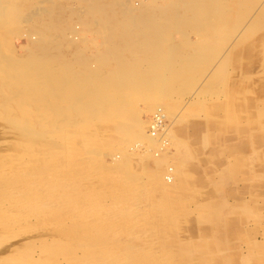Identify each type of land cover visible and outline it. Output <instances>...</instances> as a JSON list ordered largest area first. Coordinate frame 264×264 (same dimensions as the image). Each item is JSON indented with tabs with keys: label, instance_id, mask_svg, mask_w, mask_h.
Returning a JSON list of instances; mask_svg holds the SVG:
<instances>
[{
	"label": "rangeland",
	"instance_id": "obj_1",
	"mask_svg": "<svg viewBox=\"0 0 264 264\" xmlns=\"http://www.w3.org/2000/svg\"><path fill=\"white\" fill-rule=\"evenodd\" d=\"M91 262L264 264V0H0V264Z\"/></svg>",
	"mask_w": 264,
	"mask_h": 264
},
{
	"label": "bare ground",
	"instance_id": "obj_2",
	"mask_svg": "<svg viewBox=\"0 0 264 264\" xmlns=\"http://www.w3.org/2000/svg\"><path fill=\"white\" fill-rule=\"evenodd\" d=\"M14 8H15V6H14ZM203 9H204V7H203ZM28 16H30V15H28ZM27 19H28V17H27ZM32 38H33V36L29 39V40H32ZM35 38V37H34ZM214 70V69H213ZM203 101V100H202ZM207 101V100H206ZM194 102V101H193ZM208 102V101H207ZM210 102V101H209ZM196 103V102H195ZM190 105H192V104H190ZM194 106H196V105H194ZM195 109H197V107H195ZM202 109V108H201ZM217 109V108H216ZM160 111L162 112V115H163V117L166 119V118H168L169 116H170V114H171V111L169 110V109H167V108H161L160 109ZM155 112V111H154ZM199 112H202V111H199ZM192 113V112H191ZM190 114V113H189ZM197 115V114H196ZM201 115V114H200ZM195 116V115H194ZM199 117V116H198ZM176 122H177V120H176ZM175 122V123H176ZM179 122H180V120H179ZM206 122V121H205ZM179 124V123H178ZM176 125V124H175ZM151 126V124L149 125V127ZM177 126V125H176ZM198 126V125H197ZM205 126V125H204ZM187 126H185L183 129L184 130H187V128H186ZM212 127V126H211ZM139 129H140V127H139ZM178 129V128H177ZM176 129V130H177ZM199 129V128H198ZM201 129V128H200ZM182 130V129H181ZM180 129H179V134H181V133H184V132H182ZM213 130H214V128H213ZM142 131H143V127H142ZM202 131V130H201ZM210 132V131H209ZM218 133V132H217ZM216 133V134H217ZM171 134V133H170ZM197 135V134H196ZM207 135V134H206ZM25 136V135H24ZM23 136V137H24ZM144 136H145V138H147L149 141L151 140L152 141V138H151V134H148V132L147 131H145V133H144ZM172 136V135H171ZM170 136V137H171ZM186 136V135H185ZM161 137V136H160ZM159 137V138H160ZM179 137V136H178ZM178 137H174V139H175V141L176 140H178L179 141V144H180V146H177L178 144H175L177 147H178V149H179V151L181 152H184L185 153V156L187 157H191V154L189 153V151H188V147L189 146H191V145H189L190 144V142H189V144H188V140L186 141L185 139H179ZM206 137H208V135L206 136ZM186 138H188V136H186ZM204 139V137H203V135H202V137H200V139ZM219 139H221L220 137H219ZM172 140V139H171ZM207 140V139H206ZM189 141H190V139H189ZM211 142H212V140H211ZM165 143V142H164ZM177 143V142H176ZM202 143V142H201ZM205 143H206V141H205ZM140 145V144H139ZM136 146H138V145H136ZM200 146V145H199ZM203 146V145H202ZM206 146H207V144H206ZM212 147V146H211ZM200 148V147H199ZM202 148V147H201ZM210 148V147H209ZM208 148V149H209ZM158 151V150H157ZM193 152V151H192ZM153 154V153H152ZM151 154V155H152ZM208 154V153H207ZM150 155V156H151ZM175 155V154H174ZM114 156V155H113ZM112 156V157H113ZM177 156H179V155H177ZM185 156H184V154H181L179 157H177V162H176V166H177V170H179V172L181 171V168H183L184 167V162H185ZM175 158L176 157H174V160H175ZM114 159V158H113ZM187 159V158H186ZM212 159V158H211ZM115 160V159H114ZM187 160H189V159H187ZM172 161V160H171ZM190 161V160H189ZM139 162V161H138ZM141 162H143V161H141ZM17 163V162H16ZM115 163V162H114ZM152 163V162H151ZM15 164V163H14ZM114 165V164H113ZM162 165V164H161ZM210 165V164H209ZM115 166H116V164H115ZM117 166L119 167V165L117 164ZM122 166V165H121ZM190 166V165H189ZM205 166V165H204ZM9 168V167H8ZM7 168V169H8ZM115 168V167H114ZM156 168V167H155ZM158 168V167H157ZM5 170V169H4ZM206 170V169H205ZM167 171V170H166ZM175 171V170H174ZM173 171V172H174ZM12 172V171H11ZM169 172V171H168ZM172 172V170H171V174L173 173ZM176 172V171H175ZM203 172V171H202ZM4 173V172H3ZM152 173V172H151ZM176 174H178V173H176ZM175 174V175H176ZM203 174H204V172H203ZM152 176V175H151ZM159 176V175H158ZM172 176L174 177V173L172 174ZM154 177V176H153ZM179 177H183V173H182V171L179 173ZM150 178V177H149ZM155 178H156V176H155ZM159 178V177H158ZM206 178V177H205ZM157 179V178H156ZM164 179H165V177H164ZM168 180H171V177H166V181H168ZM164 181V180H163ZM153 182V181H152ZM157 183H158V181H157ZM163 183V182H162ZM161 183V184H162ZM165 183V182H164ZM172 186V185H171ZM160 190V189H159ZM158 191V190H157ZM159 192V191H158ZM156 193V192H155ZM183 196V195H182ZM122 205V204H121ZM120 205V206H121ZM18 209V208H17ZM132 209H133V207H132ZM9 211V210H8ZM132 211V210H131ZM126 212H128L129 213V210L128 211H126ZM125 212V213H126ZM133 213H134V210L132 211ZM128 213H127V215H128ZM132 215V214H131ZM130 215V216H131ZM134 215V214H133ZM135 217V216H134ZM123 218V217H122ZM133 219V218H132ZM136 219V218H135ZM13 220V219H12ZM9 222H11V221H9ZM12 222H14V221H12ZM133 223V222H132ZM124 226V225H123ZM133 228V227H132ZM134 241V240H133ZM110 247V246H109ZM144 248V247H143ZM111 250V249H110ZM149 250V249H148ZM138 251H140V250H138ZM142 251V250H141ZM129 252V251H128ZM125 253V252H124ZM110 255V254H109ZM123 256V255H122ZM148 256V255H147ZM85 257V256H84ZM111 257V256H110ZM104 259V258H103ZM107 259H109L108 257H107ZM112 259V258H111ZM152 259V258H151ZM86 260V259H85ZM89 260V259H88ZM117 261V260H116ZM115 261V262H116ZM150 261V260H149ZM93 262V261H92ZM91 262V263H92ZM108 262H110V260H108ZM112 262V261H111ZM120 262V261H119ZM125 262H127L126 260H125ZM124 262V263H125ZM130 262V261H129ZM148 262V261H147ZM94 263V262H93ZM92 263V264H93ZM104 263V262H103ZM150 263V262H149ZM90 264V263H89ZM113 264H114V262H113Z\"/></svg>",
	"mask_w": 264,
	"mask_h": 264
},
{
	"label": "built area",
	"instance_id": "obj_3",
	"mask_svg": "<svg viewBox=\"0 0 264 264\" xmlns=\"http://www.w3.org/2000/svg\"><path fill=\"white\" fill-rule=\"evenodd\" d=\"M164 120L165 118L163 117L160 108L157 109L150 117V121H149V123L151 124L150 131L153 137L159 136L157 135V132H159L161 128L164 127Z\"/></svg>",
	"mask_w": 264,
	"mask_h": 264
}]
</instances>
